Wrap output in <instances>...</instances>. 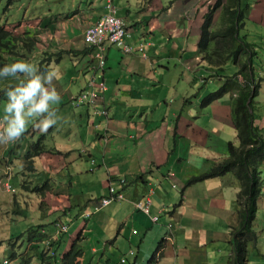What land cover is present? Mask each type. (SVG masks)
Returning <instances> with one entry per match:
<instances>
[{"label":"crops","instance_id":"1","mask_svg":"<svg viewBox=\"0 0 264 264\" xmlns=\"http://www.w3.org/2000/svg\"><path fill=\"white\" fill-rule=\"evenodd\" d=\"M103 1L30 0L17 20L9 19L8 12L0 17L6 29L21 37L17 53L7 57L32 64L38 74L56 72L52 86L60 97L51 105L57 122L46 132L36 128L40 117H32L30 133L0 143V246L4 241L11 245V258L3 257L4 264H67L62 254L76 238L80 253L72 264H230L237 178L227 171L184 181L194 175L188 173L209 167L206 156L216 160L226 154L228 141L237 143L229 93L200 104L213 89H208L211 83L217 80V87L226 77L208 76L213 66L196 50L203 13L214 0H112L129 49L106 41L100 68L83 29L101 14ZM239 4L244 17L238 31L256 50L251 65L259 80L252 123L264 140V55H258L264 51V0ZM218 11H212V26ZM170 62L180 70H172ZM224 65L233 71L223 69V74L232 75L235 66ZM18 75L21 81H0V108L7 104L6 90L24 80ZM180 80L187 83L177 95V112L176 99L168 101L162 91H174ZM90 85L93 99L75 103V94ZM180 96L193 99L181 104ZM172 140L176 145L168 152ZM198 159L201 169L194 166ZM256 171L260 192L245 264H264V159ZM112 176L125 178L124 196L97 207ZM137 201L147 202L146 210ZM7 219L15 225L9 233ZM55 220L67 229L54 238ZM220 239L226 245H219ZM43 240H49L54 255H44Z\"/></svg>","mask_w":264,"mask_h":264},{"label":"trees","instance_id":"2","mask_svg":"<svg viewBox=\"0 0 264 264\" xmlns=\"http://www.w3.org/2000/svg\"><path fill=\"white\" fill-rule=\"evenodd\" d=\"M239 1L214 0L203 13L196 40V50L200 53L201 59L209 66H213L211 75L226 76L218 88L206 92L201 97L200 104H206L225 92L229 93L230 117L237 143L228 141L225 156L214 160L207 169L191 175L186 181V183L198 181L221 175L226 171L232 172L237 178L239 188L236 190L235 198L237 203L241 200L242 206L236 209L238 220L230 228L232 235V254L228 257L230 264H245L246 240L253 235L250 224L260 192V180L256 170L257 165L264 159V140L256 125L252 123L251 111L259 80L254 77L251 65V58L256 52L254 44L237 33V28L242 24L244 17L242 10L244 6H240ZM215 7H219V11L216 25L212 26L211 14ZM20 41L19 35L13 34L0 23V69L7 65L9 60L13 64V57L7 56L17 53L14 47H17ZM12 51L16 52L5 55ZM227 61L236 65L232 75L223 74V65ZM175 135L173 133V137ZM174 141L172 140L168 152L176 145ZM184 151L186 153L187 150ZM112 178L116 179L117 176ZM76 240L77 238L72 240L69 248L63 252L64 263L72 264L74 258L79 255L80 249Z\"/></svg>","mask_w":264,"mask_h":264},{"label":"clouds","instance_id":"3","mask_svg":"<svg viewBox=\"0 0 264 264\" xmlns=\"http://www.w3.org/2000/svg\"><path fill=\"white\" fill-rule=\"evenodd\" d=\"M18 74H22L24 80L15 88H9L5 92V95L7 96V104L4 109L6 115L3 120L0 121V143H7L19 139L26 131V125L29 118L40 117L36 128L41 132H46L57 122L55 110L51 107V105L58 103L60 99L59 94L52 86V80L57 76L56 72L48 71L46 74H38L36 68L32 64L22 61L15 62L11 65H5L0 69V77L17 76ZM73 98L72 100H74ZM111 179L113 178H110L109 180ZM98 199L97 207L102 206L98 205ZM86 215L87 213L83 212V216ZM55 222L59 221L55 220L53 223L55 224ZM59 223L65 224L66 226L65 230H62L61 232L66 231L67 224L63 222ZM44 241L45 240H43V242ZM42 250L48 252V250L43 248V244ZM51 250L53 251L52 253L48 252L50 256L55 253V250Z\"/></svg>","mask_w":264,"mask_h":264},{"label":"built area","instance_id":"4","mask_svg":"<svg viewBox=\"0 0 264 264\" xmlns=\"http://www.w3.org/2000/svg\"><path fill=\"white\" fill-rule=\"evenodd\" d=\"M124 23L120 16L115 13V4L112 0L103 1V10L101 14L92 23L86 25L83 29V38L86 43L91 47V54L97 61V66L102 68L104 65V52L105 42L115 43L122 45L124 50L129 47L124 44ZM101 74L99 73L98 76ZM96 93L93 91L91 85L87 88L80 90L74 99L75 103L82 102L84 100H91ZM125 184L124 177H117L116 179L109 180L105 194L101 195L98 199V205H104L113 199H119L123 196V185ZM6 189L14 191V187L5 183ZM137 207L142 210H146L147 202L141 204L137 201ZM56 233L52 237H56L57 233L65 230V224L55 222ZM43 248L48 250L49 253L53 251L50 249L49 241L43 242ZM3 262H7L4 258Z\"/></svg>","mask_w":264,"mask_h":264},{"label":"rangeland","instance_id":"5","mask_svg":"<svg viewBox=\"0 0 264 264\" xmlns=\"http://www.w3.org/2000/svg\"><path fill=\"white\" fill-rule=\"evenodd\" d=\"M30 0H0V17L4 14V13H7L8 12V14H7V16L9 17V19H11V20H17L20 16H21V13H22V10H23V8L24 7H26V5L28 4V2H29ZM113 3H114V1H112ZM115 2L117 3V0H115ZM11 3V4H10ZM10 4V6L9 7H7L8 5ZM117 5V4H116ZM237 33H238V35H242L243 37H244V39H246L245 38V36L243 35V34H240L239 33V31H238V28H237ZM21 48H25V46L23 45ZM255 52H256V50H255ZM188 54L189 55H191V51L189 50V52H188ZM256 54V53H255ZM254 54V55H255ZM253 55V56H254ZM258 55L259 56H261L262 57V55H264V51L263 50H260L259 52H258ZM253 56H252V58H251V60L253 59ZM228 62H230V63H232L231 61H227L226 63H228ZM168 63L166 62L165 63V65H167ZM170 67H171V69L172 70H176V69H179L180 70V66H178V65H176V67H173V65H172V63L170 62ZM234 66H235V68H236V65L234 64V63H232ZM223 69H224V71L225 72H230V71H233V69H230L229 67H228V65H223ZM224 73V72H223ZM233 73V72H232ZM211 75V73H209V75L208 76H210ZM204 76H206L205 74H204ZM212 76H213V74H212ZM214 77H216V76H214ZM9 79H12V80H18L19 79V81H21V77L19 76V75H17V76H15V77H12V78H2V79H0V81L1 82H4V81H7V80H9ZM206 82H208V80H206L205 79V81L203 82V83H201V82H199V81H197L196 82V86H195V89L194 90H197V87H199V89L201 88V87H203L204 86V84L206 83ZM217 82V80L215 81V82H213V83H211V85H210V87L208 88V89H212L211 87H213V89H216V88H218L219 86H217V87H214V84ZM187 83V81H182V80H180V83H178V84H176L175 85V89H174V91H168V90H165V87H163L164 89H163V91L162 92H164L165 93V95H166V99L168 100V101H171L172 99H176V110H177V112H178V106H179V97L177 98V95H179V93L181 94V90H180V88H181V85L182 84H186ZM189 84H190V82H188ZM212 89V90H213ZM179 91V92H178ZM211 91V90H210ZM161 97V96H160ZM180 99H181V104H186V101L187 100H192L193 99V97L191 98V97H189V96H187V97H184V98H182V96H180ZM263 105L261 104L260 105V107H262ZM259 109V106H255V111H257ZM151 110H149V109H147L146 110V112L147 113H149ZM6 115V113H5V111H4V109H2V108H0V117H4ZM35 119H33L32 118V121H34ZM31 121V122H32ZM159 122V121H158ZM31 126L32 125H29V124H27L26 125V131H25V133H30V131H31ZM175 136L174 137H172V138H174V139H178L179 138V134H177L176 133V131H175ZM172 143V142H171ZM225 156V155H224ZM223 157V156H222ZM214 159H215V156L214 155H211V156H206L205 157V161H206V165L208 164V163H212L213 161H214ZM194 166L195 167H197V169H201L200 167H202V165H201V163L199 162V159L198 160H196V162L194 163ZM198 173H200V172H198ZM188 174H194L195 175V170L194 171H192V172H190V173H188ZM197 174V173H196ZM145 176H146V174H145ZM118 177H123V176H118ZM190 177V176H189ZM211 177H214V176H211ZM125 179V178H124ZM184 181H187V180H184ZM238 188H239V186H238ZM237 188V189H238ZM172 193L174 194V197L176 198V200H175V202H177V199L179 198V192H178V188H176V187H174V189H172ZM236 193V192H235ZM236 204H237V206H236V209H238V208H240V206H242V202H241V200L237 203L236 202ZM233 205H235V201L233 200ZM212 213V212H211ZM162 216V215H161ZM236 222V221H235ZM235 224V223H234ZM234 224H232V225H234ZM6 231L9 233V232H12L13 230H14V228H15V225H14V222H13V220H11V219H7L6 220ZM104 226L105 227H109L107 224H104ZM258 226H259V228L261 227V224H258ZM142 233V231H138V235H137V237L140 235ZM225 240H218V244L219 245H226V243L224 242ZM213 246V245H212ZM155 247V243L151 246V248H149V252H148V255H149V253L151 252V250L153 249ZM23 248V247H22ZM6 249H8V252H6ZM44 252V255H47V256H50L49 255V253L47 252V251H43ZM40 255H43L41 252H40ZM113 255H116V254H113ZM3 257H7V258H11V245L10 244H6L5 243V241H4V244L2 245V247L0 246V264H4V263H2L1 262V259L3 258ZM119 260V259H118ZM120 262V261H119ZM10 264V263H9Z\"/></svg>","mask_w":264,"mask_h":264}]
</instances>
